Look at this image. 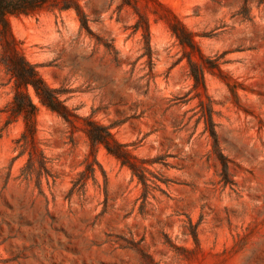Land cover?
I'll list each match as a JSON object with an SVG mask.
<instances>
[{"label":"rangeland","instance_id":"1","mask_svg":"<svg viewBox=\"0 0 264 264\" xmlns=\"http://www.w3.org/2000/svg\"><path fill=\"white\" fill-rule=\"evenodd\" d=\"M79 4L90 32L74 9L9 17L21 54L78 119L29 88L42 151L29 165L0 66V264H264V0ZM87 118L148 161L147 187L103 146L91 151Z\"/></svg>","mask_w":264,"mask_h":264},{"label":"trees","instance_id":"2","mask_svg":"<svg viewBox=\"0 0 264 264\" xmlns=\"http://www.w3.org/2000/svg\"><path fill=\"white\" fill-rule=\"evenodd\" d=\"M123 1L127 3L130 0ZM47 6L56 7L60 11L74 9L82 29L90 32L88 16L79 4V0H0V66L5 68L10 76V81L13 82V100L6 111L8 113L7 123L10 124L22 118L24 132L17 143L22 148L21 155L28 152L29 165H32L35 154H42L37 139L36 117L38 107L32 102L28 93L29 88L33 89L43 106L57 114L68 124L74 127L75 119H78V116L74 115L72 110L66 105V100L61 99L62 92L51 88L42 79L36 66L30 64L21 54L19 43L14 37L9 23L10 16L34 14ZM135 28L139 30L140 26L137 25ZM171 30L182 46L189 47L192 51L196 49L197 44L194 40V34L189 32L181 23L171 25ZM146 32L148 35V25ZM192 77L195 81V87L202 86L204 89L206 88L203 72L192 70ZM208 115L207 119L204 116L205 131L209 130L214 143V151L219 156L224 174L228 175L229 161L222 155L219 148L217 133L214 130L213 111H210ZM84 121L85 128L83 130L90 140L91 151L94 153L99 146H103L109 154L119 160L122 166L128 167L132 171L133 176H136L147 187L148 179L145 173L148 170L145 164L148 161L138 160L134 157L127 149V145L119 143L114 138L110 127L103 126L90 118L84 119ZM43 160H45L44 156ZM91 172H95L93 168H91ZM28 174L24 173L26 178L29 177ZM78 184V182L74 184L71 195L77 191ZM84 185H81V187H84Z\"/></svg>","mask_w":264,"mask_h":264}]
</instances>
